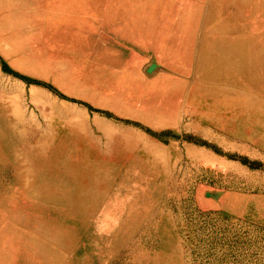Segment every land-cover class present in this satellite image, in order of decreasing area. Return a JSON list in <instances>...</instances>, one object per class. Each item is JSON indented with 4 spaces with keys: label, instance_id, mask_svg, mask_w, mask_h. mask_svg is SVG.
<instances>
[{
    "label": "rangeland",
    "instance_id": "rangeland-1",
    "mask_svg": "<svg viewBox=\"0 0 264 264\" xmlns=\"http://www.w3.org/2000/svg\"><path fill=\"white\" fill-rule=\"evenodd\" d=\"M204 1L31 0L24 10L19 1L17 20L0 10V116L14 124L17 107L35 124L43 116V127L51 117L69 121L71 137L55 129L47 135L107 155L113 184L124 169L134 177L143 191L136 207L146 201L153 213L141 220L156 230L139 253L142 264H264V116L257 114L264 102L238 92L250 99L210 106L213 120L163 116L142 105L145 95L187 74L185 15ZM164 67V80L156 78ZM45 207L19 199L11 208L16 220L5 229L18 259L28 256L25 246L37 251L40 233L43 240L47 224L36 216L80 223Z\"/></svg>",
    "mask_w": 264,
    "mask_h": 264
},
{
    "label": "bare ground",
    "instance_id": "bare-ground-1",
    "mask_svg": "<svg viewBox=\"0 0 264 264\" xmlns=\"http://www.w3.org/2000/svg\"><path fill=\"white\" fill-rule=\"evenodd\" d=\"M19 1L21 10L30 6L31 0H0V10L17 20L23 15L14 13ZM190 15H185L187 74H176L174 79L179 83L168 82L163 89L145 95L142 105L149 113L163 116L213 120L210 106L227 108L232 101L250 99L238 92L264 102V0H205L203 7ZM164 70L156 78L164 80L168 73L166 67ZM5 90L12 91L8 86ZM194 95L200 98L192 101ZM13 114L19 117L14 124L9 116H0V264H32V256L37 258L35 264H142L139 253L156 230H151L152 223L141 220L150 210L146 201L136 207L143 191L131 181L134 177L127 176L124 169L122 182L113 184L116 172H110L107 155L88 154L85 141L79 149L80 142L69 143L47 135L55 129L71 137V122L72 128L67 125L69 121L51 117L43 127V116L42 123L35 124L36 119L25 118L17 107ZM257 114L264 116L262 110ZM57 153L58 164L54 163ZM19 199L34 210L40 211L46 205L53 216L77 218L80 223L76 226L36 216L47 224V229L40 231L43 240L40 233L36 237L37 251L31 255L32 249L25 246L28 256L18 259L12 255V230L5 228H11V221L16 220L11 208ZM148 215L151 219L153 213ZM25 235L30 241L34 239L31 233ZM84 255L88 261H78Z\"/></svg>",
    "mask_w": 264,
    "mask_h": 264
},
{
    "label": "crops",
    "instance_id": "crops-1",
    "mask_svg": "<svg viewBox=\"0 0 264 264\" xmlns=\"http://www.w3.org/2000/svg\"><path fill=\"white\" fill-rule=\"evenodd\" d=\"M203 5H204V2L200 4L199 8L203 7ZM199 8H198V9H199ZM189 12H190V14L192 15L193 11L189 10L188 13H189ZM191 15H190V16H191ZM188 25H189L191 28H192V26H194L193 24H191V22H190V24H188Z\"/></svg>",
    "mask_w": 264,
    "mask_h": 264
},
{
    "label": "trees",
    "instance_id": "trees-1",
    "mask_svg": "<svg viewBox=\"0 0 264 264\" xmlns=\"http://www.w3.org/2000/svg\"><path fill=\"white\" fill-rule=\"evenodd\" d=\"M1 65L4 67L3 63H1Z\"/></svg>",
    "mask_w": 264,
    "mask_h": 264
}]
</instances>
